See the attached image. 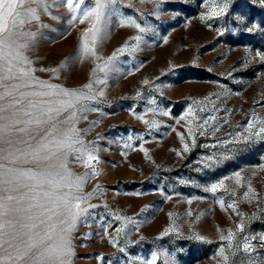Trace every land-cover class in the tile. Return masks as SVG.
I'll list each match as a JSON object with an SVG mask.
<instances>
[{
    "label": "rangeland",
    "instance_id": "1",
    "mask_svg": "<svg viewBox=\"0 0 264 264\" xmlns=\"http://www.w3.org/2000/svg\"><path fill=\"white\" fill-rule=\"evenodd\" d=\"M216 5L222 0H116L98 20L83 15L95 0L31 5L39 19L29 16L23 30L34 33L26 54L35 76L95 97L76 104L89 109L75 124L86 151L66 145L41 164L65 165L96 206L73 233L72 264H145L154 253L155 264H264V140L230 142L250 120L264 126V60L256 56L264 53V0H228L223 16L208 19ZM89 151L98 160L86 163ZM229 230L234 238L221 239Z\"/></svg>",
    "mask_w": 264,
    "mask_h": 264
},
{
    "label": "snow or ice",
    "instance_id": "2",
    "mask_svg": "<svg viewBox=\"0 0 264 264\" xmlns=\"http://www.w3.org/2000/svg\"><path fill=\"white\" fill-rule=\"evenodd\" d=\"M65 2L69 7L73 4V0ZM78 2L83 3V0ZM115 2L95 0V6L85 10L83 15L95 14L98 20L100 9L106 3ZM32 4H37L42 10L48 8V0H0V264H72L75 255L73 233L78 230V225L87 223L89 209L96 206L87 203L91 193L80 194L78 191L84 181L64 174L65 165L52 171V166L42 168L41 164L56 157L66 145L79 144L81 147L75 148L76 152L85 149L81 137L83 130L77 129L75 124L79 119H87L83 112L89 109L85 105L78 109L76 104L95 97H89L80 90L63 89L35 76L37 69L26 54L34 33L23 30L29 16L39 19ZM227 7L228 0H222V6H214L206 17L223 16ZM245 19L237 16L238 22ZM125 23L140 29L135 20L129 19ZM256 27L252 25L247 31L251 33ZM84 50L89 51L87 40ZM90 51L96 55L94 49ZM256 56L264 60V53L257 52ZM85 87L90 89L91 84ZM78 112L81 113L79 116ZM204 123L207 121L197 129L201 134ZM188 135H193L192 129ZM238 137L230 142L243 144L264 140V126L250 120ZM188 148L185 143L184 151ZM74 159L81 160V155ZM212 159L208 157L209 161ZM93 160H98V157L87 152L86 163ZM235 175L238 177L240 174L237 172ZM222 186L223 181L212 185L209 190L215 192ZM249 191H252L250 186ZM238 228L243 231L244 224H239ZM53 232L56 233L55 240ZM233 238L231 230L227 237H221L229 241ZM247 239L249 242L244 244L246 252L253 250L250 241L256 237ZM112 242L119 243L116 240ZM259 242L264 243V234L259 236ZM220 255L227 262L224 248L220 249ZM156 260L154 253L145 264H155Z\"/></svg>",
    "mask_w": 264,
    "mask_h": 264
}]
</instances>
